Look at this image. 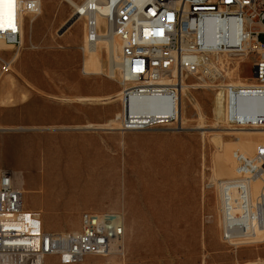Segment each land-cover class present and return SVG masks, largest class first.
I'll use <instances>...</instances> for the list:
<instances>
[{"label": "rangeland", "instance_id": "1", "mask_svg": "<svg viewBox=\"0 0 264 264\" xmlns=\"http://www.w3.org/2000/svg\"><path fill=\"white\" fill-rule=\"evenodd\" d=\"M41 10L34 22L26 17L20 50L7 46L1 54L10 62L15 52L20 53L10 70L0 61V75L13 76L0 89V171L22 172L26 207L41 212L45 230L74 232L80 229L85 212H115L124 218L123 254L89 256L81 264H264V235L259 237L261 242L237 250L222 240L216 181V157L222 144L213 134H223L228 141L232 136L226 128L250 125L228 123L230 105L223 85H254V56L241 62L240 78L228 74L233 67L219 84L199 76L186 78L189 84L204 85L188 90L191 100H198L204 110V128H197L200 120L184 96V131L167 126L122 131L118 118L123 101L117 95L133 83L124 84L119 72L115 77L107 72L84 73L87 20L74 24L75 9L66 0H41ZM261 40L264 42V35ZM111 126L116 129L110 130ZM18 143L51 146L49 157L58 155L66 145L84 149L87 155L74 156L95 170L82 176L92 184L84 191L43 193L41 177L31 180L39 167L29 161L33 155L5 152ZM38 156L41 163L43 154ZM43 264L62 263L51 257Z\"/></svg>", "mask_w": 264, "mask_h": 264}, {"label": "built area", "instance_id": "2", "mask_svg": "<svg viewBox=\"0 0 264 264\" xmlns=\"http://www.w3.org/2000/svg\"><path fill=\"white\" fill-rule=\"evenodd\" d=\"M4 15L0 42L17 51L23 45L25 18L38 14L41 0H12ZM112 33L121 42L124 87L121 95L142 94L157 99L158 113L136 118L119 117L120 130L139 131L167 126L182 132V81L199 76L211 83L226 78L227 70L247 56L254 85L224 84L230 125H264V107L239 113L242 100L264 99V0H106ZM95 11V8H92ZM96 20H87L88 40L97 37ZM5 70L11 61L1 58ZM243 63V62H242ZM241 63V65H242ZM123 101V100H122ZM126 104V103H125ZM124 105V102H123ZM264 106V105H263ZM236 175L222 187V240L234 250L264 231V144L253 156L235 153ZM261 186L257 194L252 184ZM23 174L0 171V264H43L51 257L62 264H81L89 256L123 254L124 218L115 212H85L74 232L45 230L40 211L26 207ZM122 226V230L120 228ZM246 264H258L250 261Z\"/></svg>", "mask_w": 264, "mask_h": 264}, {"label": "bare ground", "instance_id": "3", "mask_svg": "<svg viewBox=\"0 0 264 264\" xmlns=\"http://www.w3.org/2000/svg\"><path fill=\"white\" fill-rule=\"evenodd\" d=\"M66 1L71 6H73V8L75 9V12H74L75 15L73 18L74 24H76L81 19L89 20L90 18H92V19L94 18L96 20V23H97L96 30H97L98 35H97L96 40L94 42H90L88 40V34L89 33H88L87 27H86L87 30H85L86 35L84 33V35H85V37H84L85 38L84 39L85 44L83 47V52L85 54L84 64H83L84 65V73H86V75L87 74L98 75V74H103V73L107 72L108 75L115 77L116 73L119 72L121 74V77H122L121 80L123 81L122 64H121V59H120L121 42H120L119 38L112 33L111 28H110V24L106 18V16L110 14V8L107 5L108 2H106V0H83L82 2H77L75 0H66ZM92 8H95L96 10L93 11ZM9 10L13 11V1L12 0H3V2L0 3V26H5L4 15ZM41 12H42V10H40V12L38 14H40ZM38 14H28V16H30L32 22H34L36 19L35 16H37ZM25 20H26V18H25ZM24 37H25V29L23 32V40H24ZM72 42H75V40ZM7 46H10V45L6 44L3 41L0 42V49L5 50V48H7ZM19 54L20 53H18V52L14 53L12 59L10 60L12 64L17 60ZM247 58H249V56L244 57V58H242V60L240 62H237L235 67L232 68L233 71H230V73H228L231 75L230 77H232V78L233 77L234 78L235 77H237V78L241 77L240 76L241 75L240 74L241 62H245L247 60ZM11 77H13V76H10V74H7L5 76V78H3L2 75H0V89L4 88L5 83L7 81L8 82L12 81ZM87 77L89 78V75ZM199 79L205 81V79L203 77H200ZM249 85H252V84H250L249 82L248 83L245 82V83H242V85H240V86H249ZM197 86H204V85H200L198 83L197 84L196 83L189 84L185 81V79L182 81V121H184L186 119L184 103H183L184 96H186L190 100V103L193 105V109H195V112L198 116V119L200 120V123L197 126V128H204V125H202V123H203L202 119L205 116L204 110L201 107L200 102L198 100L192 101L191 98L189 97V94H188L189 88L197 87ZM10 87H12V86H10ZM9 90H10V88H9ZM7 92L10 93L9 91H7ZM121 93L122 92H120L117 96H120ZM7 98H9V97H7ZM121 99L124 102L122 116L125 113V105H126V112L128 114L130 113V115L132 117H136V118L154 116L158 113L157 99H155L154 97H149V96L142 95V94H132L129 96L127 95L126 98L121 97ZM255 99L256 98H248V96H247L246 99L242 100L243 102H241V106L239 108V113L248 116L250 111L254 112V110H256V109L262 110L264 107L263 106L264 105V99L259 98L258 99L259 101L257 103L252 104L253 100H255ZM3 100H4V98L2 99V101ZM12 100H13V98H12ZM70 100H71V98H70ZM83 100H86V99H83ZM87 100H89V99H87ZM8 101H9V99H8ZM5 102H7V101H5ZM14 104H15V102H14ZM221 113H222V110H220L218 112L219 115H221ZM224 113H225L226 118H227V113L226 112H224ZM183 125H184V122H183ZM108 128L110 130L116 129V127H114V126H111ZM18 129L24 130L25 128L20 127ZM226 129L228 130L227 133L232 136V138L228 141H225V137H223V134L213 133V131H211L213 134H215V136L216 135L219 136L218 141L222 144V149H221L220 153L217 154V157H216L217 158L216 159V166H217V171H218V176H219L216 181L218 184L217 186L219 188L218 192L220 194L219 196L221 199V202H220L221 204H222V198H223L222 187L224 185V180H225L224 177H228L230 175H233L234 173L236 175L237 161L235 159V153L240 152V153L247 155V156H253L256 152L257 146L259 144H264V125L250 124L248 127L226 128ZM50 147L51 146L38 147L36 145L23 146L21 143H18V144H15V145L7 148L5 150V152H12V153H17V152L23 153L24 152V153H27L29 155H33V157H31L29 159V161L35 162L36 164H38L39 167L36 169V172L31 177V180H34V178L39 177V176L41 177L42 182L44 183L43 193L46 191L47 192L50 191V192H54L57 194H63L65 192L73 191L77 188H80V189H82V191H84L88 186H90L92 184L91 181L84 180L82 178V176H83V173L85 171H87L85 173L93 174L95 170L89 169V167L86 163H85V166H83L81 164V162L79 161L80 159L75 158V156H74L77 153L78 154L82 153L83 155H87V152L84 149L81 151L79 148H77V146L66 145V146H62L58 155L49 157L48 155L50 153V149H51ZM40 153L43 154V160L41 163L39 161V156H38ZM71 156H74V157H71ZM65 160H68V163L63 164V162ZM40 168H41V172L39 171ZM227 179H229V178H227ZM251 187H252L254 194H257L261 189L260 184L257 182L253 183ZM27 193H33V191H28ZM120 228L122 230V226H120ZM263 235H264V231H262V232L258 231L257 235L255 237H252L254 240H252L251 242L262 241L264 238L262 239L259 237H262ZM116 262L114 264H116ZM122 263H123V261H122ZM257 263L261 264L260 262H257ZM107 264H110V263H107Z\"/></svg>", "mask_w": 264, "mask_h": 264}, {"label": "water", "instance_id": "4", "mask_svg": "<svg viewBox=\"0 0 264 264\" xmlns=\"http://www.w3.org/2000/svg\"><path fill=\"white\" fill-rule=\"evenodd\" d=\"M72 22H69L66 27L64 28V30H66V28H68L71 25Z\"/></svg>", "mask_w": 264, "mask_h": 264}, {"label": "snow or ice", "instance_id": "5", "mask_svg": "<svg viewBox=\"0 0 264 264\" xmlns=\"http://www.w3.org/2000/svg\"><path fill=\"white\" fill-rule=\"evenodd\" d=\"M3 2V0H0V3H2Z\"/></svg>", "mask_w": 264, "mask_h": 264}, {"label": "crops", "instance_id": "6", "mask_svg": "<svg viewBox=\"0 0 264 264\" xmlns=\"http://www.w3.org/2000/svg\"><path fill=\"white\" fill-rule=\"evenodd\" d=\"M32 210V209H31Z\"/></svg>", "mask_w": 264, "mask_h": 264}]
</instances>
